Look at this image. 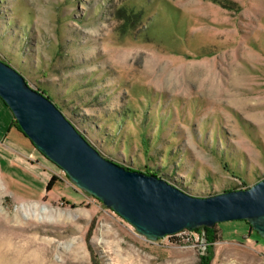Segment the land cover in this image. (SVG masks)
Returning a JSON list of instances; mask_svg holds the SVG:
<instances>
[{"label": "rangeland", "instance_id": "rangeland-1", "mask_svg": "<svg viewBox=\"0 0 264 264\" xmlns=\"http://www.w3.org/2000/svg\"><path fill=\"white\" fill-rule=\"evenodd\" d=\"M0 60L124 168L199 198L264 179V0H0ZM14 125L37 155L25 168L0 155V264L207 256L204 228L148 240ZM213 228L211 264H264V239L244 221Z\"/></svg>", "mask_w": 264, "mask_h": 264}, {"label": "water", "instance_id": "water-1", "mask_svg": "<svg viewBox=\"0 0 264 264\" xmlns=\"http://www.w3.org/2000/svg\"><path fill=\"white\" fill-rule=\"evenodd\" d=\"M0 98L45 158L148 240L232 221H246L264 239V179L247 190L199 198L155 175L127 170L104 158L52 100L2 60Z\"/></svg>", "mask_w": 264, "mask_h": 264}, {"label": "crops", "instance_id": "crops-1", "mask_svg": "<svg viewBox=\"0 0 264 264\" xmlns=\"http://www.w3.org/2000/svg\"><path fill=\"white\" fill-rule=\"evenodd\" d=\"M14 122L13 113L0 98V155H5V159L7 160L16 157L19 160L16 163L17 165L22 168L29 167V163L26 160L29 158L28 155L37 154L32 150L30 144L15 141L10 137L15 128ZM34 168L38 169L37 172L39 174H42L40 167L35 165Z\"/></svg>", "mask_w": 264, "mask_h": 264}, {"label": "trees", "instance_id": "trees-1", "mask_svg": "<svg viewBox=\"0 0 264 264\" xmlns=\"http://www.w3.org/2000/svg\"><path fill=\"white\" fill-rule=\"evenodd\" d=\"M39 92L42 93L43 95H45L47 98H49L51 100L50 96H48V94L46 92H44L42 90L39 91ZM15 123H16L17 129L20 132H22L21 128L18 126V123L16 121H15ZM30 143L32 144V146H34L31 141H30ZM126 169L130 170L128 168H126ZM146 174L157 176L155 173H151V172H147ZM57 180L58 179L55 176H53L52 179L50 180V182L48 183L47 189L51 190ZM244 222L249 226L250 230H252L251 225L249 223H247L246 221H244ZM204 230L206 231V241H207V250L208 251H207V256L202 257L200 264H211L212 258L214 256L213 255V251H212L213 244H215L218 241L217 231L214 228L213 229L204 228Z\"/></svg>", "mask_w": 264, "mask_h": 264}, {"label": "bare ground", "instance_id": "bare-ground-1", "mask_svg": "<svg viewBox=\"0 0 264 264\" xmlns=\"http://www.w3.org/2000/svg\"><path fill=\"white\" fill-rule=\"evenodd\" d=\"M35 210H36V211L38 210V206H35Z\"/></svg>", "mask_w": 264, "mask_h": 264}]
</instances>
